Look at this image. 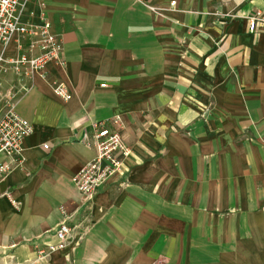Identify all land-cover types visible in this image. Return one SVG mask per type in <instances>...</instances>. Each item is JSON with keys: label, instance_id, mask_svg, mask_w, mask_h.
Returning <instances> with one entry per match:
<instances>
[{"label": "crops", "instance_id": "obj_1", "mask_svg": "<svg viewBox=\"0 0 264 264\" xmlns=\"http://www.w3.org/2000/svg\"><path fill=\"white\" fill-rule=\"evenodd\" d=\"M255 11L264 0H28L34 32L5 56L40 53L43 15L62 65L0 73L31 129L18 157L0 156V264H264ZM113 118L128 153L85 203L72 183L94 157L83 141ZM61 222L65 247L36 261Z\"/></svg>", "mask_w": 264, "mask_h": 264}, {"label": "built area", "instance_id": "obj_2", "mask_svg": "<svg viewBox=\"0 0 264 264\" xmlns=\"http://www.w3.org/2000/svg\"><path fill=\"white\" fill-rule=\"evenodd\" d=\"M27 1L0 0V73L6 67L18 70V67L21 66L29 74L39 73L42 72L43 64L49 60H53L57 65H62L59 57V41L49 33L48 24L43 15H41V26L38 29L40 53L32 58L25 55H18L15 59L5 56L6 46L13 37L23 39L34 32L33 28H26L20 23V17ZM172 5L171 3L170 6ZM246 23L248 32H263L264 11L253 12L246 17ZM52 92L63 101L69 99V95L61 86H55ZM14 100L15 92L11 90L0 92V156L18 157L21 152V141L31 132L27 121L14 112ZM118 126L117 118L111 119L109 126L104 122L92 123L90 125L91 137L83 141L85 146L93 149L94 157L77 172L72 183L85 203L93 198L97 189L104 185L110 177L119 172L122 161L128 153L116 130ZM42 147L43 149L48 148L46 145ZM9 169L8 165L0 164V175L5 174ZM53 236V244L35 250L36 261L47 258L54 251L65 247L70 236V228L65 222H61L56 225Z\"/></svg>", "mask_w": 264, "mask_h": 264}]
</instances>
